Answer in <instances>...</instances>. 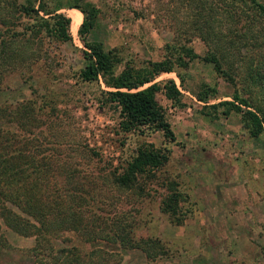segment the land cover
I'll use <instances>...</instances> for the list:
<instances>
[{
	"label": "trees",
	"instance_id": "1",
	"mask_svg": "<svg viewBox=\"0 0 264 264\" xmlns=\"http://www.w3.org/2000/svg\"><path fill=\"white\" fill-rule=\"evenodd\" d=\"M34 1L0 0V85L13 73L23 81L31 80L37 65L51 70L59 61L48 57L49 44L70 37L69 17L57 10L60 6L48 9L42 0ZM67 5L80 11L77 31L84 45L83 64L75 78L98 84L101 80L104 87L100 88V99L118 111L117 123L122 131L146 126L173 139L156 92L174 101L180 91L173 78L153 79L162 71L186 68L192 58L200 57L234 85V99H221L213 106L227 104L225 112L247 107L248 130L264 136L261 1L186 0L180 18L173 15L169 23L172 36L163 44L162 57L148 59L144 69L127 64L119 70H115L117 59L110 48L100 40L87 39L97 20V7L88 0ZM193 36L206 45L201 56L188 43ZM254 90L256 95L252 94ZM57 110L55 103L47 107L30 98L0 104V226L3 223L16 233L34 236L33 264H107L115 254L118 261L123 250L135 248L144 260L132 264H176L162 260L168 250L159 236L135 233L137 219L100 213L104 204L111 203L104 188L114 186L141 195L143 178L155 177L154 170L168 158L167 148L141 143L128 159L117 166L108 161L109 166L94 175L89 162L80 166L78 159H66L69 155L63 151L66 141ZM80 150L84 159L90 154L103 160L87 143ZM100 190L101 197L97 196ZM178 195L168 188L160 206L172 223H180L185 217L178 214ZM63 231H71L77 241L91 247L81 248L75 242L54 245ZM6 242L0 233V245H9ZM261 250L264 256V248Z\"/></svg>",
	"mask_w": 264,
	"mask_h": 264
},
{
	"label": "rangeland",
	"instance_id": "2",
	"mask_svg": "<svg viewBox=\"0 0 264 264\" xmlns=\"http://www.w3.org/2000/svg\"><path fill=\"white\" fill-rule=\"evenodd\" d=\"M42 1L48 9L60 6L57 10L69 17L70 37L56 47L49 44L48 57L59 61L51 70L37 65L28 82L17 73L7 76L0 85V104L29 98L47 107L55 103L66 141L63 151L69 155L66 159H78L80 166L89 162L94 175L106 169L108 161L117 166L128 159L141 143L165 146L168 158L154 170V178H143L144 192L137 195L114 186L104 188L111 203L104 204L100 213L137 219V235H157L164 242L168 253L162 260L176 264H264V136L248 130L247 107L225 112L227 104H212L234 99V85L216 73L210 61L194 57L186 68L162 71L153 79L173 78L180 91L174 101L156 92L174 138L166 139L160 130L146 126L122 131L118 111L100 99L101 80L98 84L75 78L83 64L84 45L77 31L80 11L67 5L74 0ZM88 1L97 7L98 14L87 39L100 40L110 48L117 59L115 70H119L127 64L144 69L148 59L162 57L163 44L172 36L169 23L173 15L180 18L186 0ZM259 1L264 4V0ZM188 43L198 56L205 53L206 45L199 37H191ZM83 143L94 147L103 160L90 154L84 159L80 150ZM168 188L179 193L178 214L185 215L180 223L170 222L160 209ZM101 192L97 196L101 197ZM0 233L9 244L0 245V264H33L32 234L16 233L3 223ZM60 235L54 245L75 242L81 248L91 247L77 241L71 231ZM121 253L120 260L116 261L115 254L107 264L144 260L136 248Z\"/></svg>",
	"mask_w": 264,
	"mask_h": 264
}]
</instances>
